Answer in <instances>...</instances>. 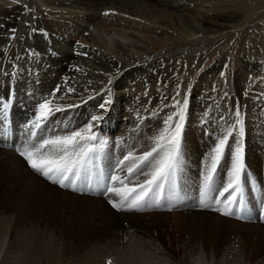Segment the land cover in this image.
Here are the masks:
<instances>
[{
	"label": "rangeland",
	"instance_id": "rangeland-1",
	"mask_svg": "<svg viewBox=\"0 0 264 264\" xmlns=\"http://www.w3.org/2000/svg\"><path fill=\"white\" fill-rule=\"evenodd\" d=\"M81 1L89 3L90 7L100 6L102 11L82 10L83 13L94 15L98 22L106 14L120 22L130 21L138 24L139 28L136 29L117 24L101 31L99 34L107 49L113 51L112 42L118 41L129 54L144 55L145 52H150L160 55L186 45L190 54H183L184 57L179 60L190 61L176 66L174 75L177 80L155 79L144 84V88L139 90L140 95H137L133 88L125 91L123 87L115 95L100 98L105 106H112L117 100L119 110L123 98H131L130 102L142 99L146 105L142 108L143 115H124L123 106L120 116L114 120L110 113L103 120L95 122L83 112L86 98L80 101L47 98L53 101V105H59L64 110L55 112L41 129L36 130V138L31 137L33 144L38 145L42 139L57 135H67L92 123V131L97 137L95 143L98 144L100 136L107 139L109 145L107 142V146H103L99 160H94V166L89 165L87 171L98 166L101 167L102 173L105 172V177L110 178L114 174H120L118 170L127 173V168L135 162L125 161L120 166L112 159L117 157L119 162L123 160L121 157L129 152L140 156L150 151L154 147V139L166 126L172 130L180 122L179 111L187 101L175 176L165 182L162 191L149 193L140 210L128 209L126 205L118 210L113 208L109 201L119 203L120 197L107 192L106 189L108 186L120 185L109 184L107 178L105 182L109 185L106 186L98 184L93 188L89 187L91 182L87 184L92 193L74 189L71 185L61 187L59 183H53L33 170L17 151L29 140L28 134L25 141L22 132L17 134L16 140L22 138L18 146L15 141L11 140L7 144L0 138V242L2 232L9 227L6 245L9 255L7 259L0 261V264H18L19 259L21 264H108L109 261L111 264H119L115 260L116 255L118 253L117 257H121L125 253L120 250L125 248V235L130 232L139 233L141 238H144L143 241L148 236L179 264L187 263V259L183 257L191 246H199L207 256L214 255L217 264L258 262L264 257V130L259 124L252 123L246 99L254 87V82H251L254 77L264 78V30L261 36H258L262 43L256 44L255 40H252L246 41L248 43H245V46H239L242 41L238 37V31L243 30L246 25L235 27L236 22L228 18L230 14L227 11L237 7H231L234 5L233 0L229 3V0H193L192 2L203 4H191L188 9L190 11L173 12V22L177 25L185 18L195 24L196 28L182 38L178 36V31L170 28L167 23L144 24V21L139 22L140 19L113 12L108 8V4L114 2L130 3L134 2L133 0ZM165 1L149 0V3L159 10L164 8ZM34 2L42 9H57L55 11L58 14L77 21L67 14L74 11L73 9L50 6L42 0ZM261 12L264 13V8L258 12H240L238 9L237 16H240V20L237 21L241 24L251 19L250 17H257L255 14L259 16ZM201 19L205 21L203 27L200 26ZM77 22L87 27L90 34H97L92 23ZM141 26L149 31L145 32ZM151 27L164 31L160 35H154L150 31ZM69 40L71 46L62 50V57L83 61L91 58L85 54L86 46L81 41L74 38ZM3 42H6L5 39ZM132 42L144 50L140 52L133 48ZM223 43L226 46H222ZM4 46L2 57L9 51L16 50L12 40L7 41ZM246 47L258 52L260 56L255 59L246 57L250 53L254 54V51L244 52ZM109 55L112 60L118 62L115 56ZM247 61L253 64L254 70L246 66ZM13 71V66H10L2 73L4 84H0V92H4L6 96L0 106H10L8 94L13 93ZM260 85L264 87V81ZM205 94L211 97L208 106L204 102L201 103ZM44 95L41 97L45 98ZM106 100L110 103L105 104ZM71 110L76 111L69 112ZM237 112L242 121L243 136L240 135L241 125L237 124ZM169 116L172 120L166 125L165 121ZM32 120V117L18 118L12 114L17 131L22 130V127L26 129V123ZM67 120L68 124L65 123ZM95 124L98 126L94 127ZM98 127L101 129H95ZM10 131L8 135L12 137V129ZM229 132L231 135H228ZM4 135L7 136L5 130ZM226 136L227 142L213 173L210 191L205 198L207 206H203L200 201L204 177L211 167L214 148ZM118 145L123 148L119 150ZM241 145L245 165L241 173L243 204L238 200L232 205V215H222L221 211L216 209L224 207V197H220L222 202L219 205L215 200L229 180L233 155ZM44 151L50 149L46 148ZM52 154L60 155L58 152ZM150 169L151 163L143 165L127 186L137 187L143 183L147 178L143 172ZM87 171H82L81 174ZM157 199V204L161 207L159 210L153 207ZM147 201L151 202L149 207ZM113 232L118 233L114 238L111 236ZM114 260L117 263H114Z\"/></svg>",
	"mask_w": 264,
	"mask_h": 264
},
{
	"label": "bare ground",
	"instance_id": "bare-ground-1",
	"mask_svg": "<svg viewBox=\"0 0 264 264\" xmlns=\"http://www.w3.org/2000/svg\"><path fill=\"white\" fill-rule=\"evenodd\" d=\"M42 1L47 5L57 6V8L73 9L74 11H67L68 13H66L76 18L77 21H81V23H92L97 34H90L87 27L75 21L73 18L70 19L60 15V13L58 14V12L55 11L57 9L54 11L42 9L35 4L34 0H0V84H4V82H2V73H4V70H8L10 66L14 68L13 93L8 94L10 106H8L7 109H5L4 106H0V120H2V122H0V138L4 139L7 144L12 140L13 142L15 141L17 143L16 146H18V143L22 140V138L16 140L19 132H22V137L25 136L23 139L24 141L27 134L28 139H31L32 129L26 127L31 122L26 123V129L22 127V130L17 131L12 121V114L18 118H35L38 105L45 99L53 97V93H55V98L58 99H76L80 101L86 98L87 102L85 103L83 112L90 120H92L93 116H98L103 120L110 113V117L114 120L115 117L117 118V116H120L122 112L121 109H123L121 107L123 106L124 115H130V117L143 115L144 111H142V108L146 107V105L142 102V99L137 102H130L129 100H132L131 98H123L120 102L119 110L117 100L112 106L107 105L101 108L103 103L100 101V98H108L111 94L115 95V93L123 87H125V91L133 88L136 90L137 95H140L141 93H139V90L144 88V84H148L155 79L170 80L173 78L177 80V77L174 75L176 66L190 61L179 60V58L184 57L183 54H190L189 50L186 49V45L180 46L178 49L173 48V50L165 54L158 55L145 52L144 55H141L140 53L129 54L126 48L122 47L118 41H113L114 50L111 51L105 47L99 33L117 24L136 29L139 28L137 23L135 24L130 21L120 22L106 14L102 17V20L98 22V19H94V15L83 13L82 10L102 11L100 10V6L90 7L88 6L89 3H83L81 0ZM133 1L134 2L130 3L114 2L108 4V8L113 12L127 14L129 17L140 19L139 22L144 21V24L164 25V23H167L170 28H175L178 31V36L181 38L183 35H189V32L196 27L195 24H192L187 18L177 25L176 22H173V12L190 11L188 9L191 4H198V6L201 3L203 4V2H192L193 0H166L164 8L156 10L152 7L153 4L149 3V0ZM231 1L232 0H229L227 3ZM232 2H234V5L231 7H237L226 11L230 14L228 17L230 21L236 22L235 27H244L245 25V27H247L248 22L251 20L247 28L244 27L243 30L238 31V37L242 41L239 46H245L244 44L246 41L249 42L252 40H255L256 44L262 43V40H259L258 36H261L264 30V13L261 12L259 16L255 14L257 17H250L251 19L241 24L237 21L240 20V16H237V14L238 9L240 12L244 10L258 12V10L264 8V0H233ZM225 8L227 9L230 7ZM200 21V26L203 27L205 21L202 19ZM140 28L145 32L149 31L145 30L143 26ZM150 31H152L151 33L154 35H160L164 30L158 27H151ZM254 31L256 33H254ZM233 35L234 33H232L231 36ZM70 38L81 41L83 45L86 46V48H84V50H86L85 54L87 57L91 56V58H86L88 60L83 61V59L78 58L62 57L60 54L62 50L65 47L71 46ZM3 39H5L6 42L12 40L16 50H11L2 57L1 54L5 49L4 44L6 43L3 42ZM201 44L205 46L204 43ZM221 45L226 46L225 43ZM132 47L140 52L144 50L133 42ZM248 50L254 51L246 47L244 52L247 51L249 53ZM253 53L254 54H248L246 57L255 59L260 56L256 51ZM109 54L115 56L118 62L112 60ZM102 58L105 59L103 60ZM246 66L254 70V66L250 61L246 62ZM118 68L120 69L119 71L116 70ZM255 69L258 68L255 67ZM262 81H264V78L261 79L260 77H254V80L251 81L254 82V87L251 89L246 99V105L252 123L259 124L264 130V87L260 85ZM47 93H49L48 96ZM42 94H45V98L41 97ZM235 95L236 92L234 90L233 96ZM5 96L4 92H0V104L3 102ZM210 98L208 94L203 95L201 103L204 102L205 105L208 106ZM68 110H70V108H68ZM76 110H71L69 112H75ZM68 122V120L65 121L67 124ZM96 126H98V124L94 125V127ZM10 129H12L13 132L12 137L8 135L11 133ZM95 129L101 128L98 127ZM4 130L7 136L4 135ZM99 137L98 141L102 139ZM120 148L123 147L118 145L119 150ZM124 156L121 158L123 159ZM112 160L117 164L119 159L117 160V157H115ZM92 165L94 166V164ZM100 166H102V164ZM142 167L143 165L141 168ZM102 170L103 172L105 171L104 169ZM118 172H120L118 175L121 177L128 175V173L124 171L118 170ZM136 172L125 181L127 185L132 181V178L134 179L137 175ZM104 173L101 172V167H92L91 170L89 169L86 173L81 174L80 179L76 180L74 186L71 184L69 185L74 189L92 193L89 187L94 188V186L98 184L106 186L111 183V185H113L111 177H107V179ZM106 179L109 184H106ZM68 182L69 181H66L65 183L68 184ZM90 182L92 185L90 184L91 186L89 185L88 187L87 184ZM147 203L146 205L149 207L151 202L147 201ZM153 207L157 210L161 208L160 204H157L156 201L153 203ZM117 234V232L111 233L112 238ZM1 237L0 261L7 259L9 255L6 246L9 237V227L2 232ZM141 237L139 233L135 232H130L125 235V248L120 250V252L125 253L121 257H117V253L116 258L114 257L119 264H179L151 238L147 236L145 237L147 239L143 241L144 238ZM106 244L108 245V243ZM183 258L187 259L186 264H217V258L212 254L207 256L199 246H191L186 256ZM115 260L114 263L116 262ZM18 262V264H21V259H19ZM255 264H264V257Z\"/></svg>",
	"mask_w": 264,
	"mask_h": 264
},
{
	"label": "snow or ice",
	"instance_id": "snow-or-ice-1",
	"mask_svg": "<svg viewBox=\"0 0 264 264\" xmlns=\"http://www.w3.org/2000/svg\"><path fill=\"white\" fill-rule=\"evenodd\" d=\"M53 97H55V93H53ZM108 103H110V101L106 100L105 104ZM186 106L187 101H185L184 107L179 111L180 122H178L172 130L166 126L161 134L154 139V147H152L150 151H146L140 156H134L133 153L129 152L128 155L124 156L123 160L118 162V164L122 166L125 161H135L127 168V176H111L113 185L117 183L120 185V187L108 186L106 189L107 192L120 197L119 203L113 202L112 200L109 201L113 208L119 210L126 205L128 209L140 210L149 193H158L162 191L165 182L174 178L178 165L180 133L183 127V113ZM104 107L105 105L102 104L101 108ZM4 108L7 109L8 105L5 104ZM62 110L64 109L61 106L53 105L51 99H45L40 103L36 109L34 120L26 126L32 129L31 137L35 138L37 136L36 130L41 129L42 125L51 115ZM239 116L240 114L237 112V124L241 125L240 135L243 136L242 121ZM98 119H100L98 116L92 117L93 121ZM171 120L172 117L169 116L165 124L168 125V122ZM92 130L93 124L89 123L85 128L72 131L67 135H57L42 139L38 145L33 144L32 139H29L24 147L22 149L18 148L17 151L33 170L41 173L53 183H59L61 187H68L69 184L65 182L69 181V183L74 186L76 180L80 179L81 172L87 171L88 166L91 165L94 160H99V154L102 152L103 146L107 143V141L101 139L99 140V144H96L95 141L97 137ZM228 135H231V132H229ZM226 142L227 136L221 139L213 150L214 155L211 157V167L208 170V174L204 177V184L201 189L200 203L203 206H207L205 198L210 191L213 173L219 163ZM46 148H49L50 151L45 152L44 149ZM57 152L60 153V155L54 156L52 154ZM148 163H151V169L147 172H143V175L147 177L144 182L140 183L137 187H128L125 181L128 180L134 172L140 170L142 165ZM244 168L243 147L241 145L236 148L233 155L229 180L223 187V190L219 192V197L215 200V203L219 205L222 202L220 197H224V207L222 209H216L221 211L222 215H232V205L237 203L238 200L241 205L243 204L241 173L244 171ZM226 193L227 196H225ZM237 218L241 217L237 216ZM108 264H111V261H109Z\"/></svg>",
	"mask_w": 264,
	"mask_h": 264
}]
</instances>
